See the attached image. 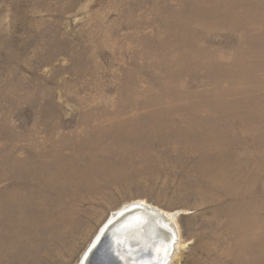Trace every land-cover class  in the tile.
I'll return each instance as SVG.
<instances>
[{"label":"rangeland","instance_id":"obj_1","mask_svg":"<svg viewBox=\"0 0 264 264\" xmlns=\"http://www.w3.org/2000/svg\"><path fill=\"white\" fill-rule=\"evenodd\" d=\"M135 201L167 264H264V0H0V264Z\"/></svg>","mask_w":264,"mask_h":264},{"label":"bare ground","instance_id":"obj_2","mask_svg":"<svg viewBox=\"0 0 264 264\" xmlns=\"http://www.w3.org/2000/svg\"><path fill=\"white\" fill-rule=\"evenodd\" d=\"M125 209H129L130 212L137 209H142V211L137 212L135 217H123V222H120V217L116 219V221L119 220L117 223H121L123 226L121 228L123 231L117 236L125 240V243H123L125 250L120 254V258L124 256L127 264H148L149 260L151 263L155 258L163 260V264L171 261L176 246L182 245L181 241H178V235L176 234L178 229L174 221L176 212L169 213L157 210L145 201H135L131 204L123 205L121 209L115 212H111L108 220L105 221L98 233L100 234L105 230L106 227L104 226L112 216L116 217ZM124 226L126 227L124 228ZM169 231L172 235L169 234ZM97 234L88 248L97 239ZM151 245H157L155 252L150 250ZM80 263L79 261L78 264Z\"/></svg>","mask_w":264,"mask_h":264},{"label":"water","instance_id":"obj_3","mask_svg":"<svg viewBox=\"0 0 264 264\" xmlns=\"http://www.w3.org/2000/svg\"><path fill=\"white\" fill-rule=\"evenodd\" d=\"M142 211V209H137L134 211H129V209H125L120 212L116 217L112 216L109 221H107L104 227L105 230L98 233L97 239L94 243L86 250L83 255V258L80 260V264H127L125 261L126 258L123 256L120 258V254L125 250L123 243L125 240L119 238L117 235H120L121 228L123 226L121 223H117L116 219L120 217V222H123V217L127 216H136V213ZM126 226H124L125 228ZM95 239V238H94ZM156 246V247H155ZM157 249V245H151L150 250L155 252ZM160 260V261H159ZM155 258L148 264H163V260Z\"/></svg>","mask_w":264,"mask_h":264}]
</instances>
